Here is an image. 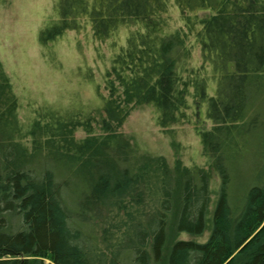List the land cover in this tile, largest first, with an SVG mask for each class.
Returning a JSON list of instances; mask_svg holds the SVG:
<instances>
[{
    "label": "trees",
    "instance_id": "trees-1",
    "mask_svg": "<svg viewBox=\"0 0 264 264\" xmlns=\"http://www.w3.org/2000/svg\"><path fill=\"white\" fill-rule=\"evenodd\" d=\"M56 7L41 43L88 26L108 45L101 121L48 109L24 128L0 60V264H264V0ZM141 104L164 133L192 125L203 164L138 154L120 131ZM171 215L189 239L169 241Z\"/></svg>",
    "mask_w": 264,
    "mask_h": 264
},
{
    "label": "rangeland",
    "instance_id": "rangeland-1",
    "mask_svg": "<svg viewBox=\"0 0 264 264\" xmlns=\"http://www.w3.org/2000/svg\"><path fill=\"white\" fill-rule=\"evenodd\" d=\"M175 11L171 10L174 18ZM56 18V0H0V60L17 96V114L24 128L48 109L62 118L78 114L83 121L87 115L97 113L95 118L101 121L102 75L108 66V45L104 51L97 46L88 26L78 34L65 31L56 40L41 43V29ZM125 32L118 28L117 38L125 39ZM97 48L102 50L103 60L97 58ZM91 123L93 128L97 127L94 120ZM120 132L138 154L162 155L171 169L175 164H203L201 140L193 126L184 122L166 133L160 131L151 104L134 106ZM93 133L102 134V131L95 128ZM85 134L79 129L76 136ZM173 220L171 215L167 230L169 241L189 239L174 231ZM206 236L198 239L202 241ZM165 253L156 264H164Z\"/></svg>",
    "mask_w": 264,
    "mask_h": 264
}]
</instances>
